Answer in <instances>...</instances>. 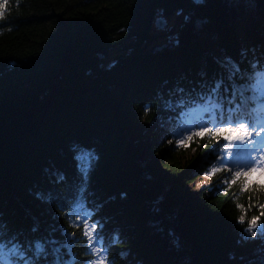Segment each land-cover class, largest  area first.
<instances>
[{
  "label": "trees",
  "instance_id": "trees-1",
  "mask_svg": "<svg viewBox=\"0 0 264 264\" xmlns=\"http://www.w3.org/2000/svg\"><path fill=\"white\" fill-rule=\"evenodd\" d=\"M183 10L174 49L139 53L157 16ZM0 12V264L37 243L38 264H264L250 223L264 224V191L226 187L222 172L194 190L214 139L190 156L167 142L204 126L181 114L217 85L224 119L236 111L229 92L264 69V0H0ZM85 219L101 222L91 244Z\"/></svg>",
  "mask_w": 264,
  "mask_h": 264
},
{
  "label": "snow or ice",
  "instance_id": "snow-or-ice-1",
  "mask_svg": "<svg viewBox=\"0 0 264 264\" xmlns=\"http://www.w3.org/2000/svg\"><path fill=\"white\" fill-rule=\"evenodd\" d=\"M3 13L0 12V18H2ZM239 71V69H237ZM219 89V85L213 89L212 95H209L205 102L195 110V112L182 113L181 115H187L189 117H194L196 119H201L204 121V126H196L189 130L187 133L183 134L175 140L177 147H188L192 142H196L200 139H203L205 136H208L214 139V147H219L220 141L226 140L227 144H224L223 147L219 148V154L215 159L219 162L220 167L212 166L207 171L203 173L204 176L211 178L217 172H224L226 177L230 179H225L222 183L226 187H230L233 184H236L237 181L241 182L242 191H253L260 190L264 191V183H260L255 179H252L253 174H259L264 176V160L257 159V148H256V138L264 136V125H256L250 122L246 117L240 116L241 103H235L236 111H233V107L229 106L227 109L228 118L224 119V107L218 98H214L216 92ZM183 91V89H181ZM225 102L229 105H232L235 102V94L229 92L228 97L225 99ZM236 119H233V117ZM172 143L170 139L167 141ZM231 145L232 147H229ZM205 144L203 147H207ZM242 146L248 148L252 153L253 163L251 166L241 165L237 162L239 158H242L244 153ZM227 153V156L224 153ZM264 154V150H260ZM235 157L236 159H229ZM235 164V170L233 168ZM61 180L64 179L63 176L60 177ZM87 179V176H85ZM204 182L201 181V184H198L196 187L199 188ZM242 207V206H239ZM261 207H264L262 205ZM264 215V213H262ZM77 220H80V217L77 216ZM259 217H252L251 227L258 228L264 227L258 225ZM240 221H244V216L240 217ZM101 222H95L89 224L88 220H84L85 225V234L88 235L91 230L92 233H95L98 227H100ZM245 231H251V229H245ZM253 236L256 235L255 231H252ZM89 243L91 244L92 240L95 239L94 235H88ZM55 243V241H52ZM58 251V250H57ZM94 253H98L101 250L99 248L92 249ZM46 252L44 244L37 243L35 245V252L33 253L31 248H28L25 251L24 246L21 244L18 247H14L11 250V254L18 258V264H38V260L41 257L42 253ZM43 259H47L46 256ZM89 264V262H85ZM91 264H107L106 256L102 259H97L91 262Z\"/></svg>",
  "mask_w": 264,
  "mask_h": 264
},
{
  "label": "rangeland",
  "instance_id": "rangeland-1",
  "mask_svg": "<svg viewBox=\"0 0 264 264\" xmlns=\"http://www.w3.org/2000/svg\"><path fill=\"white\" fill-rule=\"evenodd\" d=\"M159 32H160L159 30L156 31V33H159ZM117 52L118 51H113L110 54V56L107 57V60L105 62L107 65L112 63V57H114L117 54ZM260 85H264V80H263V82ZM260 85L251 84V85H248V86L247 85L242 86L240 88H241V90H243V89L249 90L254 96H256V93L258 92V88H259ZM254 124H256L258 126L259 125H264V117L256 120V122ZM229 147H232V146L229 145ZM179 148H182V150L185 151V155H187V156H190L193 153V151H191L189 149L190 145L188 147H186V148H184V147H179ZM256 148H257V152H256L257 159L258 160H264V154H262L260 152V150H264V136L256 138ZM242 150H243L244 155H243L242 158H239L237 160V162L239 164H241V165L251 166V164L253 163L252 153L249 151L248 148H245L243 146H242ZM218 151H219V148H218ZM224 155L227 156V153L225 152ZM229 159H236V158L233 157V158H229ZM200 161H202V158L199 159V162ZM199 162H196L195 165H197V163H199ZM212 166H216L218 168L220 167L219 162L217 160L214 163L210 164L207 169H203V170H200V171L196 170V166H194L193 172H196V173H195V175H193V179H192V181L190 183L191 188H193L194 190H197V189H199V188H201L203 186H207L211 182L212 177L209 178L207 176H204L203 173L205 171H207ZM233 168L235 170V164H233ZM253 177L257 178L258 180H260V182L264 183V176H261L259 174H253ZM201 181H203L204 183L201 185V187L197 188L196 186L198 184H201ZM254 230L258 231L260 229L258 227V228H254Z\"/></svg>",
  "mask_w": 264,
  "mask_h": 264
},
{
  "label": "water",
  "instance_id": "water-1",
  "mask_svg": "<svg viewBox=\"0 0 264 264\" xmlns=\"http://www.w3.org/2000/svg\"><path fill=\"white\" fill-rule=\"evenodd\" d=\"M157 23H158V26L161 27V28H163V27H165L167 25L165 20H163V19H159L157 21Z\"/></svg>",
  "mask_w": 264,
  "mask_h": 264
},
{
  "label": "bare ground",
  "instance_id": "bare-ground-1",
  "mask_svg": "<svg viewBox=\"0 0 264 264\" xmlns=\"http://www.w3.org/2000/svg\"><path fill=\"white\" fill-rule=\"evenodd\" d=\"M243 82L240 83V85H242ZM243 86V85H242Z\"/></svg>",
  "mask_w": 264,
  "mask_h": 264
}]
</instances>
